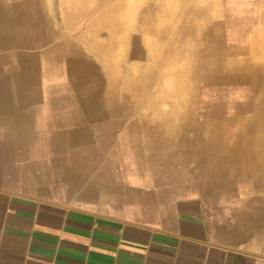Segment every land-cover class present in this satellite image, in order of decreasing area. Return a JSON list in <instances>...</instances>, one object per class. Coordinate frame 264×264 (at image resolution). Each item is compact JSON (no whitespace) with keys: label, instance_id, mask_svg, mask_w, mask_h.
<instances>
[{"label":"bare ground","instance_id":"obj_1","mask_svg":"<svg viewBox=\"0 0 264 264\" xmlns=\"http://www.w3.org/2000/svg\"><path fill=\"white\" fill-rule=\"evenodd\" d=\"M0 163L146 173L264 233V0H0Z\"/></svg>","mask_w":264,"mask_h":264},{"label":"crops","instance_id":"obj_2","mask_svg":"<svg viewBox=\"0 0 264 264\" xmlns=\"http://www.w3.org/2000/svg\"><path fill=\"white\" fill-rule=\"evenodd\" d=\"M98 174L56 193L19 188L17 172L19 187L0 183V264H264V233L222 215L214 198L166 194L138 172L98 188Z\"/></svg>","mask_w":264,"mask_h":264},{"label":"rangeland","instance_id":"obj_3","mask_svg":"<svg viewBox=\"0 0 264 264\" xmlns=\"http://www.w3.org/2000/svg\"><path fill=\"white\" fill-rule=\"evenodd\" d=\"M185 90V88L183 89ZM33 156H14V157H11V156H8V159H5L6 162H8L9 165H13V166H19V165H25L27 166L26 164L27 163H31L33 161H35L36 159L32 158ZM0 173L1 172H4L3 174H0V183H3L5 184V186H8V187H19L18 185H15L12 180V173H13V170L11 169H3V165L0 163ZM11 173V174H9ZM15 173V172H14ZM22 176H24V178H26L28 180V178H31V181L34 182V180H40V179H43V182H44V179H45V176L42 175L41 173H38V174H35V173H31V174H21ZM24 183V182H21V184ZM66 186V185H65ZM19 188H24L22 186H20ZM22 192L23 193H26V194H30L31 196H34V197H38V198H44V192H41V191H28L26 189H22ZM55 197V196H54Z\"/></svg>","mask_w":264,"mask_h":264}]
</instances>
